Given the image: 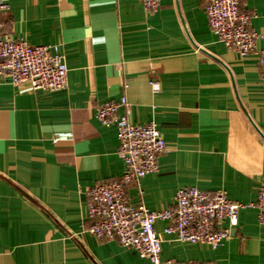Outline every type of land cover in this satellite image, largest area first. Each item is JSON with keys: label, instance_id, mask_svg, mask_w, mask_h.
<instances>
[{"label": "crops", "instance_id": "obj_1", "mask_svg": "<svg viewBox=\"0 0 264 264\" xmlns=\"http://www.w3.org/2000/svg\"><path fill=\"white\" fill-rule=\"evenodd\" d=\"M208 0H12L9 36L59 46L69 87L34 92L0 80V264H152L116 240L88 234L89 192L126 172L118 129L97 109L126 96L129 120H154L167 143L156 173L128 187L130 202L174 209L179 189L257 201L264 183V0H244L257 52L241 56L209 28ZM151 80L160 83L155 93ZM119 114H125L121 107ZM156 230L164 261L264 264V225L241 209L218 249ZM227 226V224H224Z\"/></svg>", "mask_w": 264, "mask_h": 264}, {"label": "built area", "instance_id": "obj_2", "mask_svg": "<svg viewBox=\"0 0 264 264\" xmlns=\"http://www.w3.org/2000/svg\"><path fill=\"white\" fill-rule=\"evenodd\" d=\"M11 1L0 0V14L10 11ZM139 1L148 13L156 12L161 4V0ZM243 1L208 0L206 16L209 28L228 49L247 56L257 52L260 35L250 28L252 15L242 11ZM259 54L264 99V50ZM68 72L59 46L31 45L6 34L5 24L0 22V80H7L14 87L26 86L34 92H58L69 87ZM151 86L155 93L161 89L156 80H151ZM121 107L125 109L123 115L119 114ZM129 110L126 96L120 102H108L97 109V118L103 126L117 127L118 155L127 169L119 178L97 182L91 188L88 216L83 223L88 234L98 240H116L152 264H181L162 259L158 222L166 223L165 234L179 242L206 244L213 249L222 247L231 237L241 209H255L259 223L264 225V183L257 201L248 205L231 201L225 191L210 194L196 187L179 189L174 209L155 212L133 205L128 187L158 172V159L168 151V146L154 120L134 124L129 120Z\"/></svg>", "mask_w": 264, "mask_h": 264}]
</instances>
